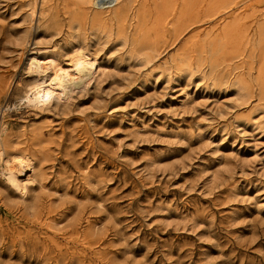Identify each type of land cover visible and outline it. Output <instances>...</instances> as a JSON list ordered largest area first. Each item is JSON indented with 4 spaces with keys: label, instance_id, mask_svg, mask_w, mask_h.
I'll use <instances>...</instances> for the list:
<instances>
[{
    "label": "rangeland",
    "instance_id": "374dc122",
    "mask_svg": "<svg viewBox=\"0 0 264 264\" xmlns=\"http://www.w3.org/2000/svg\"><path fill=\"white\" fill-rule=\"evenodd\" d=\"M94 8L0 0V149L33 166L0 175V264H264V0ZM77 49L83 87L20 101Z\"/></svg>",
    "mask_w": 264,
    "mask_h": 264
},
{
    "label": "bare ground",
    "instance_id": "6f19581e",
    "mask_svg": "<svg viewBox=\"0 0 264 264\" xmlns=\"http://www.w3.org/2000/svg\"><path fill=\"white\" fill-rule=\"evenodd\" d=\"M86 1L95 8L106 9L117 0ZM38 53L42 52L38 51ZM53 57L47 55V52H43L41 56L33 53L28 59L26 65L29 72H37L38 75L39 73L46 74L47 71H50V73L46 77L25 86L19 99L27 107L39 109L45 107L52 98H67L76 88L83 87L96 71V61L89 54L78 49L74 50L69 58L67 57L65 67L60 66ZM31 167L33 168L29 158L21 155H14L10 158L4 150L0 149V175L18 193L23 194L26 191L29 182L22 179L21 176Z\"/></svg>",
    "mask_w": 264,
    "mask_h": 264
}]
</instances>
